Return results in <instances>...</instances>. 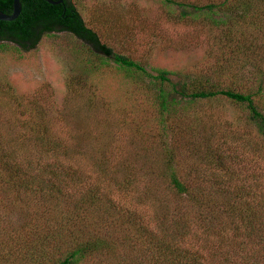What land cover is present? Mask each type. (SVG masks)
<instances>
[{"label": "rangeland", "instance_id": "374dc122", "mask_svg": "<svg viewBox=\"0 0 264 264\" xmlns=\"http://www.w3.org/2000/svg\"><path fill=\"white\" fill-rule=\"evenodd\" d=\"M175 1L186 7L160 0H70L100 43L140 64L150 75L166 71L170 83L207 77L240 92H254L261 79V93L253 101L264 115V77L257 76L252 65L264 70V6L253 4L255 11L242 13L238 3L245 0ZM221 4L222 8H216ZM192 5L216 7L213 12L193 11ZM3 45L0 154L18 146L13 155L18 162L42 160L44 154L34 138L24 133L23 146L17 140L28 120L45 130L43 137L59 144L55 153L73 172L54 180L65 187L68 197L47 220L37 216L42 209L35 203L39 198L20 193L24 205L17 210L0 194L4 199L1 255L11 247L6 233L26 220L36 233L40 223L46 222L44 233L53 234L43 247L46 257L38 264H52L57 246L54 236L62 228L83 239L97 234L113 245L114 257L102 254L80 264H146L149 234L160 233L157 220L178 214L196 230L191 204L184 195L177 199L168 183L170 171L196 192L212 185L220 195L219 189L240 191L243 204L255 211V224L264 226V141L247 121L244 107L219 97L178 101L169 114L162 113L154 100L161 84L149 77L138 79L110 61H98L68 33L43 35L27 52L13 44ZM6 87L8 91L3 92ZM33 108L39 109V118L30 117ZM169 151L172 156L167 159ZM52 159L49 154L41 164H52ZM215 160L227 170L214 167ZM44 177L52 180V174ZM89 194L95 201L83 206L85 223L71 227L73 219H67L78 213L74 204ZM110 206L132 211L140 219L145 231L140 243L135 228ZM61 212L64 218L59 223ZM233 223L237 220L226 215L212 222L213 226L225 224L230 236ZM256 234L264 239V227ZM38 235H44L42 230ZM206 240L215 244L210 237Z\"/></svg>", "mask_w": 264, "mask_h": 264}, {"label": "trees", "instance_id": "16d2710c", "mask_svg": "<svg viewBox=\"0 0 264 264\" xmlns=\"http://www.w3.org/2000/svg\"><path fill=\"white\" fill-rule=\"evenodd\" d=\"M56 1V0H52ZM165 4H175L176 6L186 7L185 4L175 0H160ZM20 13L18 17L10 22L0 21V50L3 49V43L13 44L18 50L27 52L32 50L43 35L51 33H68L81 41L86 47L88 53L97 57L98 61H110L119 69L134 73L137 78L149 77L152 83L158 82L159 85L154 95V100L158 109L162 113L169 114L178 101L188 100H211L224 98L235 104L241 105L247 111V121L253 124L264 141V115L260 113L255 106L253 97L261 93V79L257 82L254 92H240L234 90L231 86L223 83L212 82L207 77L191 78L182 83H170L167 79L168 72L156 70L155 75L148 74L143 67L128 59L127 57L113 53L108 47L100 43L96 34L85 27L78 12L70 0H62L57 5H50L44 0H19ZM253 4L264 6V0H245L238 3V8L242 13L255 11ZM224 4L218 7L214 5H205L198 7L192 5L193 11L207 9L213 12V8H222ZM12 9V0H0V12L10 14ZM183 17L184 14L180 13ZM264 14V11H263ZM256 70L257 76L264 77V70L259 71L260 67L252 64ZM8 91L7 87L2 89ZM34 112L31 118H39L41 115L39 109H30ZM33 122L25 121L22 124L21 132L17 135V140L21 146L26 144V140L20 139L27 133L31 138L38 142V149L43 152L44 158L52 155V164L45 165L40 162H18L13 155L17 154L18 146L14 151L11 148L6 153L0 154V194L9 198V204L18 210L19 205L23 204V198L20 193L30 195V198H39L35 203L40 204L37 216L44 220L49 219L54 209H59L67 201L68 194L63 191L65 187H60L54 180L57 177H66L69 172H73L65 160L59 159V154L55 153L58 149L57 143L43 137L45 130L41 131L39 127L32 125ZM38 124V123H37ZM23 134V135H22ZM58 156V158H57ZM171 152L167 153V159H170ZM2 159H4L2 163ZM166 159V162L168 160ZM211 162V159H209ZM169 163V162H168ZM212 163V162H211ZM210 163V164H211ZM222 162L215 160L214 167L226 171L227 167ZM167 169H169L166 163ZM2 169V170H1ZM44 174H52V180L45 178ZM168 183L172 187L173 193L177 199L184 195L191 204L193 217L191 223L195 225V231H192L189 220L179 217L178 214H172L163 220H157L160 233H150L146 246V264H264V239L256 233L261 232L262 224H255V211L248 203L241 200L239 192H228L225 189H219L220 195L212 186L207 190L196 192L183 182L177 175L170 171ZM59 177V178H60ZM223 183V182H222ZM221 183V184H222ZM220 184V185H221ZM216 186V184H215ZM89 198V199H88ZM95 198L89 194L83 198L78 206V213L69 216L67 220L83 226L85 216L84 205H92ZM18 203V206H17ZM52 203V204H51ZM4 205V199H0V206ZM52 205V207H51ZM113 212H119L122 217L128 220V223L135 228V239L139 242L144 234V228L138 217L134 213L118 206H110ZM221 215H226L230 219H236L237 224L233 223L232 233L225 224L213 226L214 219ZM63 212L58 216L59 223L63 220ZM186 221V222H185ZM83 223V224H82ZM40 230L44 235H38L39 231L33 229V224L24 220L21 225L8 231L5 237L11 242V247L6 255L0 254V264L6 263L8 259H13L12 264H38L44 255L43 247L48 238L53 234L44 233L46 222L40 223ZM56 226L58 223H54ZM35 230V231H33ZM70 229L64 233V228L59 229L53 240L56 244L55 258L51 259L52 264H80L81 262L102 254L111 257L115 256V250L111 243L100 235L90 233L87 238L78 236ZM194 232L197 233L194 236ZM151 237V238H150ZM210 237L214 241L206 240ZM245 237V238H244ZM253 237V238H252ZM127 242L124 240V243ZM140 243V242H139ZM67 247H66V245ZM48 245V244H47ZM63 245L64 247H60ZM249 246V248H247ZM142 251V250H141ZM144 251V252H145ZM143 261V257L140 259Z\"/></svg>", "mask_w": 264, "mask_h": 264}, {"label": "water", "instance_id": "95a60500", "mask_svg": "<svg viewBox=\"0 0 264 264\" xmlns=\"http://www.w3.org/2000/svg\"><path fill=\"white\" fill-rule=\"evenodd\" d=\"M44 1L50 5H57V4L61 3L62 0H56V1L44 0ZM19 13H20L19 0H12L11 13L7 15V14L0 12V21H3V22L13 21L18 17Z\"/></svg>", "mask_w": 264, "mask_h": 264}]
</instances>
